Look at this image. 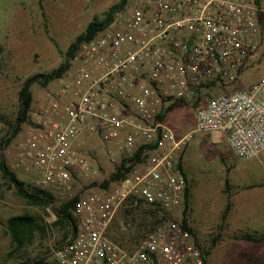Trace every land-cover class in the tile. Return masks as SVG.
<instances>
[{"label":"built area","instance_id":"obj_1","mask_svg":"<svg viewBox=\"0 0 264 264\" xmlns=\"http://www.w3.org/2000/svg\"><path fill=\"white\" fill-rule=\"evenodd\" d=\"M264 38V0H125L106 26L80 40L64 72L29 105L11 144L12 167L30 183L78 195L73 232L50 252L57 264H203L201 243L182 218L187 181L182 145L163 108L193 106L194 129L217 132L239 158L264 149V75L229 85L254 65ZM113 145V147H111ZM146 147L132 169L106 187L78 190L103 163ZM89 180V182H91ZM145 206L152 222L132 248L107 236L121 207Z\"/></svg>","mask_w":264,"mask_h":264},{"label":"rangeland","instance_id":"obj_2","mask_svg":"<svg viewBox=\"0 0 264 264\" xmlns=\"http://www.w3.org/2000/svg\"><path fill=\"white\" fill-rule=\"evenodd\" d=\"M117 0H0V141L10 137L0 147V160L17 178L30 183L32 172L12 167L11 144L16 138L12 126L18 107L17 93L22 81L35 73L48 72L63 59L69 42L81 32L88 21L102 18L106 9ZM264 75V38L257 61L247 67L228 84L230 91L246 88ZM49 85V84H47ZM47 85L30 86L32 101ZM216 85L202 91L203 99L221 93ZM194 108L175 102L164 119L175 137L189 134L181 146V165L187 177L186 221L196 239L208 247L205 264H264V149L251 158L235 156L223 136L217 132L194 129ZM23 122L20 124V128ZM113 147V145H111ZM90 156L95 163H103L92 180L87 179L78 190L84 191L93 184L107 179L115 168L105 162V157L94 149ZM89 180L91 182H89ZM114 181H110L109 185ZM52 202L39 208L24 203L12 184L0 174V264L41 259L54 264L50 248L65 238L62 229L50 225L55 219L53 209L61 201L58 192L51 189ZM232 206L225 215L227 202ZM22 212L39 216L45 225L42 234L36 233L30 243L14 251L9 235L4 232L7 217ZM116 214L112 229L120 226L122 236L118 243L131 247L149 228L152 218L145 206L130 208L124 220ZM112 231V230H111ZM262 236L259 241L243 235ZM68 237V236H67Z\"/></svg>","mask_w":264,"mask_h":264},{"label":"trees","instance_id":"obj_3","mask_svg":"<svg viewBox=\"0 0 264 264\" xmlns=\"http://www.w3.org/2000/svg\"><path fill=\"white\" fill-rule=\"evenodd\" d=\"M124 1L125 0H117L115 3L111 4L106 9L102 18L100 19L93 18L90 21H88L84 29L81 32H79L77 35H75L74 38L66 46L63 52V59L55 68L51 69L48 72H39L32 74L26 77L22 81L17 93L18 107L15 113V121L12 126V135L15 134L20 128V124L25 119L26 112L32 101V94L30 90L31 84L38 83L42 86H45L53 79L59 77L66 69L67 59L74 50L77 43L80 40L84 38H89L98 31L102 30L106 26V24L111 20L114 11L119 9L124 3ZM0 50H1V46H0ZM200 95L203 96L204 94L199 93V95L195 98L193 102V108H195L198 105V101L201 97ZM173 105L174 103L165 106L159 116L163 117L165 113L173 107ZM9 140L10 137L4 139L3 142L0 141V147L3 145V143L4 144L8 143ZM146 147L148 148L150 146H143L139 148L131 157L121 158L118 164L113 169V171H111L109 177L107 179L102 180L99 183V185L106 187L110 181H117L118 179L123 177L126 173H128L132 169L134 162H136L140 158ZM177 165L182 172L180 162H178ZM0 174L2 178H4L8 182V184H12L14 186L16 194L23 199L25 204L39 208H44L52 202L53 194L50 190L39 188L37 186H34L29 183H25L24 181L20 180L19 178L16 177V175L12 170L8 169V166L4 163L3 160H0ZM187 190L188 187L185 188L183 195V209H182L183 220H186L185 215L187 210ZM77 200H78V195H74L69 200L60 202L58 206L53 209V214L55 215V219L52 221L50 225L62 229L61 237L63 238L70 236L73 232L74 219L71 214V209L75 206ZM228 207H229V203L227 202L224 207L223 216L228 210ZM130 208H135V207L132 206L121 207L118 210L117 213H119V216H121L120 217L121 220H124V217L125 215H127ZM150 217L152 218L151 214ZM113 224L114 223L112 222L107 236L112 240L118 242V239L122 236L123 232L120 231V226L118 225V223L116 224L115 229L113 230L112 229ZM44 231H45V225L43 224L41 218L39 216L30 214L28 212H22L19 214L11 215L6 218L4 223V232L9 235L10 245L14 249V251L22 248L25 244L30 243L36 233H40L43 235ZM242 237L252 241H259L262 239V236L256 237L248 234L243 235ZM133 246L126 248H132ZM201 246L203 252V264H205V258L206 255L208 254V247H204L202 244ZM33 263L47 264L41 259L35 260L33 261ZM17 264H29V263L28 261H23V262H17Z\"/></svg>","mask_w":264,"mask_h":264},{"label":"crops","instance_id":"obj_4","mask_svg":"<svg viewBox=\"0 0 264 264\" xmlns=\"http://www.w3.org/2000/svg\"><path fill=\"white\" fill-rule=\"evenodd\" d=\"M181 154H182V151H181ZM181 154H180L179 162H180V166H181V169H182V165H181ZM182 172H183V175H184L185 179H187L186 175L184 174L183 169H182ZM186 181H187V180H186ZM187 186H188V185H187ZM228 203H229V207H231V206H232L231 202L229 201ZM229 207H228V208H229ZM54 264H57L55 260H54Z\"/></svg>","mask_w":264,"mask_h":264}]
</instances>
